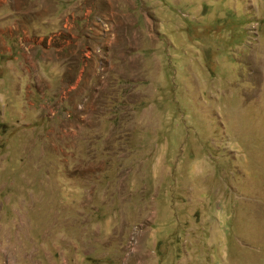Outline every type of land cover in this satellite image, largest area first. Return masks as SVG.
<instances>
[{"label": "rangeland", "instance_id": "obj_1", "mask_svg": "<svg viewBox=\"0 0 264 264\" xmlns=\"http://www.w3.org/2000/svg\"><path fill=\"white\" fill-rule=\"evenodd\" d=\"M0 264H264V0H0Z\"/></svg>", "mask_w": 264, "mask_h": 264}]
</instances>
